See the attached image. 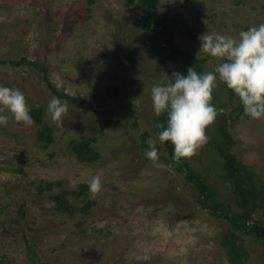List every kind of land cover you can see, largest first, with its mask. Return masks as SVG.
Masks as SVG:
<instances>
[{"label":"rangeland","instance_id":"374dc122","mask_svg":"<svg viewBox=\"0 0 264 264\" xmlns=\"http://www.w3.org/2000/svg\"><path fill=\"white\" fill-rule=\"evenodd\" d=\"M165 15L183 14L201 34L238 37L264 23V0H160ZM143 14L125 0H0V85L19 89L31 111L42 109L55 129L45 147L39 125L14 121L0 127V264H232L223 247L229 222L199 202L198 191L178 171L158 139L154 85L170 83L182 64L161 63L139 25ZM199 36V37H200ZM177 34L181 50L214 71L217 58L201 52L200 39ZM27 59L46 69L12 61ZM51 83L52 86L49 84ZM117 86L119 96L109 95ZM62 94L81 101L59 98ZM66 101L60 122L47 115L48 101ZM213 100L227 115L231 152L264 188V119L244 114L226 85L217 83ZM32 117V116H31ZM33 119V118H32ZM208 141L187 162L235 204L224 161ZM148 134L144 140V134ZM159 151L157 166L145 156L148 141ZM74 141H88L95 160L81 162ZM99 176L95 199L74 192ZM65 194L77 209L58 212L54 195ZM88 203H92L88 207ZM264 221V206L254 213ZM245 264H264V241L243 235Z\"/></svg>","mask_w":264,"mask_h":264},{"label":"clouds","instance_id":"9594fccd","mask_svg":"<svg viewBox=\"0 0 264 264\" xmlns=\"http://www.w3.org/2000/svg\"><path fill=\"white\" fill-rule=\"evenodd\" d=\"M201 52L221 62L214 71L203 74L190 67L187 74L173 72L170 83L154 85L151 100L155 114L166 115L160 124V143H171L173 160L192 157L208 141L206 130L215 122L218 110L213 104L217 83L223 82L240 100L244 114L253 120L264 119V23L241 31L238 37L204 34L199 37ZM15 122L31 126L34 121L27 98L19 89L0 85V127H6L9 116ZM68 111L66 101L52 97L46 113L60 122ZM145 153L148 160L158 163L159 151L155 141H148ZM103 189L101 178L92 177L88 184L89 198L95 199Z\"/></svg>","mask_w":264,"mask_h":264},{"label":"trees","instance_id":"16d2710c","mask_svg":"<svg viewBox=\"0 0 264 264\" xmlns=\"http://www.w3.org/2000/svg\"><path fill=\"white\" fill-rule=\"evenodd\" d=\"M96 0H88L90 5H93ZM126 6L129 8L138 6L143 10L140 16L139 25L144 32L145 37L151 44L152 52L158 57L159 62L182 64L184 67L183 74L186 75L190 67H193L198 73H205L206 69L199 59L191 54L181 50L175 42L177 34L189 39H196L200 36L199 31H195L189 25L186 17L181 14L165 15L160 11V0H125ZM12 65L20 67L24 64H29L42 72L46 69L42 68L34 62L21 59L19 61H12ZM50 86L51 83L49 84ZM228 89V88H227ZM55 94L61 99H68L71 101H81L79 98H72L69 95L62 94L54 89ZM109 95L113 97L119 96V88L117 86L110 87ZM232 99H237L240 103V108L243 106L239 98L228 89ZM214 104V100H213ZM215 106V104H214ZM31 116L40 129L38 138L45 143V147L54 143L55 129L44 122V111L40 108L33 109ZM227 115L222 113L217 115V129L213 139V146L224 161V171L226 177L231 181L234 194L235 204L239 211L233 210V203L225 202L219 196L217 190L207 183L205 178L200 175L185 159L179 162L178 171L183 173L187 180L198 191L199 202L201 205L209 210V212L217 217L226 219L229 222L230 230L224 235L222 241L223 247L227 250L232 264H245L248 258V253L243 246L242 236L252 235L254 238L264 241V221L255 220L254 213L257 209L264 206V188L259 189L254 173L251 169L240 162L236 155L231 152L234 140L230 136L227 128ZM166 123V115L158 117V125ZM158 132L161 130L157 128ZM148 134H144L143 138L146 140ZM170 156L173 158L174 149L171 143H164ZM74 154L81 162L90 163L95 160V150L92 144L88 141L72 143ZM88 185H81L74 192L78 197L86 194ZM54 202L56 203V210L58 212H74L77 208L70 203L66 195H54ZM92 203H88L91 207Z\"/></svg>","mask_w":264,"mask_h":264}]
</instances>
